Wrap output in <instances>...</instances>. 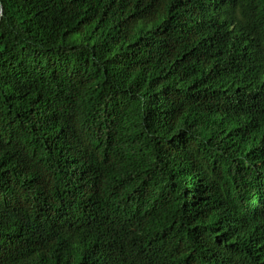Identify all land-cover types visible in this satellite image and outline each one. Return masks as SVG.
<instances>
[{"label":"trees","instance_id":"16d2710c","mask_svg":"<svg viewBox=\"0 0 264 264\" xmlns=\"http://www.w3.org/2000/svg\"><path fill=\"white\" fill-rule=\"evenodd\" d=\"M0 7V264H264V0Z\"/></svg>","mask_w":264,"mask_h":264},{"label":"water","instance_id":"95a60500","mask_svg":"<svg viewBox=\"0 0 264 264\" xmlns=\"http://www.w3.org/2000/svg\"><path fill=\"white\" fill-rule=\"evenodd\" d=\"M1 12H2V9H1V7H0V16H1Z\"/></svg>","mask_w":264,"mask_h":264}]
</instances>
